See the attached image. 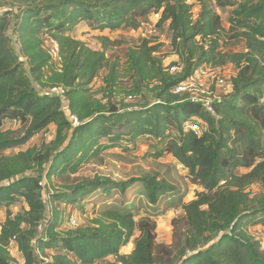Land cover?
<instances>
[{
	"label": "trees",
	"instance_id": "1",
	"mask_svg": "<svg viewBox=\"0 0 264 264\" xmlns=\"http://www.w3.org/2000/svg\"><path fill=\"white\" fill-rule=\"evenodd\" d=\"M217 7L232 8L228 30ZM191 8L186 0H0V207L5 209L0 264H15L10 243L23 264H35L32 242L48 212L42 175L50 179L76 171L101 149L122 147L123 137L142 134L157 140L148 155H171L200 188L193 199H179L182 215L171 220V243L157 242L154 218L135 220L129 202L111 199L114 191L136 185L153 206L159 196L176 191L172 183L147 174L122 181L94 176L54 195L65 204L92 193L104 197L89 223L66 230L59 229L57 204L51 207L44 236L37 240L41 251L54 250L45 264H264L260 241L247 232L248 225L264 227V0H200L195 19ZM155 13L158 27L167 24L171 53L177 56L166 66L161 43L152 37H141L119 63L69 34L80 21L99 31L136 29ZM228 32L244 40L245 51L220 49ZM45 35L58 45L53 52L59 66L43 47ZM13 37L25 60L13 49ZM100 41L106 48L111 40L101 36ZM227 64L235 68L231 92L215 98L210 108L191 101L188 93L173 92L200 66ZM172 65L179 70L169 72ZM101 69H106L103 84L94 89L92 80ZM124 79L130 83L122 85ZM53 87L64 89L66 106ZM140 97L144 104H131ZM64 107L77 117L76 125ZM5 119L18 121L20 128L1 129ZM191 121L199 123L200 134L187 128ZM50 124L55 127L51 140L4 153ZM102 137L106 144L99 143ZM253 185L261 190L252 192ZM21 201V210L13 213L10 207ZM132 238V250L121 253Z\"/></svg>",
	"mask_w": 264,
	"mask_h": 264
},
{
	"label": "rangeland",
	"instance_id": "2",
	"mask_svg": "<svg viewBox=\"0 0 264 264\" xmlns=\"http://www.w3.org/2000/svg\"><path fill=\"white\" fill-rule=\"evenodd\" d=\"M192 4L193 18H197L200 12V0H186ZM217 13L220 15L221 25L228 30L230 27L229 19L231 16V7L215 8ZM17 12V11H16ZM154 19V18H153ZM149 22L147 17L142 23ZM141 23V24H142ZM148 27L144 24L141 28L136 29H117L114 31H99L91 29L85 21H80L76 24L73 29L69 32L71 36L76 39L82 40L88 47L92 49L102 50L106 56L112 61H118L123 63L125 60V53L129 47L136 46L141 41V32L146 33V37H152L156 42L161 43L160 56H163V64L166 66L170 62L177 60V56L171 53L170 38L171 33L168 30L167 24H163L160 27L156 26L155 31L151 34L147 33ZM233 33H224L220 40V49L222 51H245V42L242 38L232 37ZM101 36L110 38V43L107 44L106 48H103L100 41ZM43 47L45 50H49L52 53L51 61L55 66H59V59L55 56L54 52V39L45 35L43 36ZM12 45L15 52L19 55L20 59L25 60L26 57L20 50V41L16 40L15 37L12 39ZM210 67V68H209ZM207 66V75L200 78L205 90H208L209 97L211 98H223L230 94L231 87L229 84V76L235 74V68L231 64L216 68ZM106 73V69H101L97 75L93 78L91 86L96 89L100 87L102 78ZM224 75V83L217 84V78ZM130 81L122 80V85L129 84ZM37 89L40 91L42 88L35 83ZM47 91V90H43ZM206 94H204L205 96ZM139 103H138V102ZM153 100H146L145 102L152 103ZM67 102H63L66 106ZM132 105L138 106L144 104V100L140 97L137 98ZM189 123V122H188ZM20 123L15 120L5 119L2 123L1 129H19ZM55 127L50 124L47 129L34 135L22 146L5 150V154L16 153L20 150H25L31 146H38L43 142L51 140L54 136ZM155 140L148 135H139L135 139H130L128 136L123 137L120 140L122 147H112L108 149H101L98 154L88 160L87 162L79 165L76 171L67 170L60 175H51L50 179L40 177L42 183V194L43 199L47 204L48 212L45 215L38 234L33 240L32 244L35 248V264H45L51 261V257L54 254V250L44 247L41 251L37 247V240L44 236V229L51 219L50 210L55 204H57V210L60 213V227L62 230L76 227L78 225H84L97 214L99 204L103 199L97 193H92L88 198L79 200L75 204H65L63 202H57L54 195L65 191L72 186L86 178H92L94 176H104L111 180H126L131 177H137L143 174L150 176H157L158 179L165 178L167 181L172 183L176 187V191L172 194L161 195L157 199L155 205H150L147 200V196L144 192L140 191V187L134 185L129 187L124 193L114 191L112 201L117 202H129L132 205L134 219L138 220L142 216H151L156 221V240L158 243L170 244L172 241V225L171 220L174 217L181 216L182 210L180 208L182 198L183 202H187L194 198L195 193L200 188L190 181L187 175V169L182 166L177 160L171 155L164 154L161 158H152L150 153L155 151ZM99 143L106 144L107 138L102 137ZM162 144H158L161 146ZM121 154V158L117 157L113 153ZM148 155V156H147ZM145 156V157H144ZM241 172L245 171L240 169ZM27 174L35 175L37 172L28 171ZM252 192H258L261 190L260 186L253 185L251 188ZM23 202L12 205L10 207L13 213L21 210ZM5 217V209L0 207V220L3 221ZM74 219L75 223L71 222ZM247 232L255 239L260 242L264 239V227L261 225H248ZM133 238L121 248V253L127 254L132 250ZM9 252L15 260V264H23V258L14 243H10ZM113 258L108 257L107 260L111 261Z\"/></svg>",
	"mask_w": 264,
	"mask_h": 264
},
{
	"label": "built area",
	"instance_id": "3",
	"mask_svg": "<svg viewBox=\"0 0 264 264\" xmlns=\"http://www.w3.org/2000/svg\"><path fill=\"white\" fill-rule=\"evenodd\" d=\"M158 18H159L158 13L151 14L148 16L149 22L142 23L138 28L143 27V25L145 24L148 27L147 33L151 34L156 29ZM141 35H142V37H146L147 34L144 32H141ZM53 49L55 51L58 49V45L56 42L54 43ZM178 70H179V67L177 65H172V66L168 67L169 72H176ZM206 70H207L206 65L200 66L191 76H189L188 78H186L183 81H180L176 86H174L173 92L174 93H183V92L188 93V94H190V100L191 101L200 102L205 107L210 108L211 103L214 101L215 98H211L208 96L209 95L208 90H205V88L202 85V82L200 81L201 77L207 75ZM215 70H217V69L215 68ZM232 75H230L228 78L229 84H230V78ZM219 83H221V84L224 83V75L217 78V84H219ZM50 91L59 95L61 97V99L63 100V102H65V100H64V89L62 87H53ZM204 94H206V95L204 96ZM217 101H220V98H217ZM64 111H65L66 117L72 123V125H76L78 123L77 117L74 114H72L67 107H64ZM187 128L192 129L197 134L201 133V126L199 125V123H197V121L196 122H194V121L189 122L187 124ZM40 184L42 185L41 182H40ZM71 222L74 224L75 223L74 219H71ZM260 244H261V248L264 250V239L260 242Z\"/></svg>",
	"mask_w": 264,
	"mask_h": 264
}]
</instances>
